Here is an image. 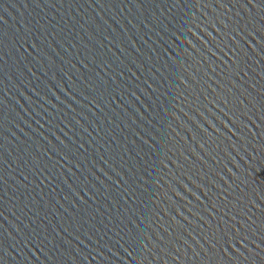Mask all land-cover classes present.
<instances>
[{
	"label": "water",
	"instance_id": "obj_1",
	"mask_svg": "<svg viewBox=\"0 0 264 264\" xmlns=\"http://www.w3.org/2000/svg\"><path fill=\"white\" fill-rule=\"evenodd\" d=\"M0 264H264V0H0Z\"/></svg>",
	"mask_w": 264,
	"mask_h": 264
},
{
	"label": "snow or ice",
	"instance_id": "obj_2",
	"mask_svg": "<svg viewBox=\"0 0 264 264\" xmlns=\"http://www.w3.org/2000/svg\"><path fill=\"white\" fill-rule=\"evenodd\" d=\"M257 172H259V170Z\"/></svg>",
	"mask_w": 264,
	"mask_h": 264
}]
</instances>
